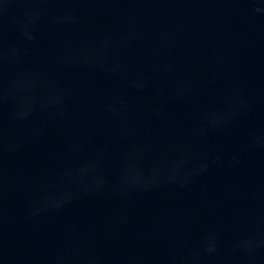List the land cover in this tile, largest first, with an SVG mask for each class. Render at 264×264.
<instances>
[{
  "label": "water",
  "instance_id": "95a60500",
  "mask_svg": "<svg viewBox=\"0 0 264 264\" xmlns=\"http://www.w3.org/2000/svg\"><path fill=\"white\" fill-rule=\"evenodd\" d=\"M0 264H264V0H0Z\"/></svg>",
  "mask_w": 264,
  "mask_h": 264
}]
</instances>
